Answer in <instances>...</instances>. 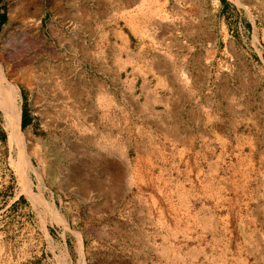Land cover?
<instances>
[{"label":"rangeland","instance_id":"rangeland-1","mask_svg":"<svg viewBox=\"0 0 264 264\" xmlns=\"http://www.w3.org/2000/svg\"><path fill=\"white\" fill-rule=\"evenodd\" d=\"M151 1L134 8L130 47L175 67L231 63L239 73L226 88L211 89L210 121L226 139L247 131L255 137L249 157L259 168L249 172L247 193L257 200V214L245 215L246 230L232 232L226 245L209 235L202 247L192 241L162 249L138 246L137 224L147 223L140 220L144 215L128 199L121 209L104 205L100 163L75 160L70 169L69 137L94 157L103 118L76 115L70 134L69 31L51 20L50 0H7L0 64L16 87L20 119L23 95L33 122L21 129L20 144L9 140L0 111V264H149L154 256H167L169 264H264V0H153V7ZM89 48L93 55L79 57L71 84L73 100L91 105L110 77L100 70L99 43ZM163 48L181 54L165 56ZM230 219L241 226L240 216Z\"/></svg>","mask_w":264,"mask_h":264},{"label":"crops","instance_id":"crops-1","mask_svg":"<svg viewBox=\"0 0 264 264\" xmlns=\"http://www.w3.org/2000/svg\"><path fill=\"white\" fill-rule=\"evenodd\" d=\"M50 1L51 20L69 31L70 134L76 115L103 118L94 157L69 137L70 169L75 160L100 163L97 181L103 185L104 205L121 209L128 199L144 215L140 220L147 223L137 224L138 246L162 249L192 241L202 247L209 235L215 242L231 243L232 232L246 230L243 217L256 215L259 208L247 193L249 172L259 168L258 160L249 157L255 137L247 131L226 139L214 131L208 101L211 89L226 88L238 71L231 63L175 67L130 47L129 24L141 0ZM96 42L103 55L100 70L110 78L100 86L102 95L88 105L73 100L71 79L79 57L92 56L89 47ZM163 49L165 56L181 54L178 48ZM249 200L256 202L249 205ZM235 215L241 226L230 225ZM149 264H169V258L154 256Z\"/></svg>","mask_w":264,"mask_h":264},{"label":"bare ground","instance_id":"bare-ground-1","mask_svg":"<svg viewBox=\"0 0 264 264\" xmlns=\"http://www.w3.org/2000/svg\"><path fill=\"white\" fill-rule=\"evenodd\" d=\"M16 92V87L5 79L3 67L0 64V111L5 120L9 140H15L21 144L22 132L20 128V111L18 109ZM22 160V165L29 168L26 156H23Z\"/></svg>","mask_w":264,"mask_h":264},{"label":"trees","instance_id":"trees-1","mask_svg":"<svg viewBox=\"0 0 264 264\" xmlns=\"http://www.w3.org/2000/svg\"><path fill=\"white\" fill-rule=\"evenodd\" d=\"M224 1V0H222ZM0 27L2 25L3 22H5L6 20V13H5V1L4 0H0ZM22 97V101H21V119H20V126L21 129L25 128L27 125H29L30 123L33 122V119L30 118L29 116V112L28 109L26 108V103H25V98L23 95H21ZM4 131L2 130V128L0 127V141L4 140Z\"/></svg>","mask_w":264,"mask_h":264}]
</instances>
